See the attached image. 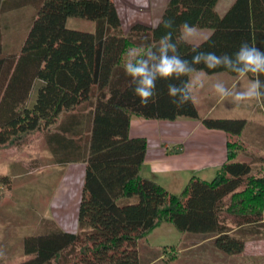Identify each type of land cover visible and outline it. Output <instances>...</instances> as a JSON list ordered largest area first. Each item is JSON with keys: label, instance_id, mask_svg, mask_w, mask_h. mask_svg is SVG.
<instances>
[{"label": "trees", "instance_id": "trees-1", "mask_svg": "<svg viewBox=\"0 0 264 264\" xmlns=\"http://www.w3.org/2000/svg\"><path fill=\"white\" fill-rule=\"evenodd\" d=\"M216 2L168 0L155 26L136 23L123 32L113 0H0V145L21 148L48 133L56 162L85 166L75 232L44 219L36 233L23 236L28 258L16 264H140L138 244L163 220L181 232L213 234L214 246L227 255L243 252L247 234H264V175L253 177L254 161L237 156L245 119L200 117L193 100L177 108L168 85L189 77L157 79L155 102L145 107L124 70L130 51L155 50L168 31L189 61L193 44L217 55H232L243 42L264 51V0H234L223 14ZM69 17L91 20L94 29L70 28ZM164 20L173 27L165 29ZM184 22L211 33L185 43L179 39ZM12 27L17 33L8 31ZM133 115L192 118L223 130L229 134L226 160L211 180L192 175L175 195L141 175L147 142L129 136ZM11 182L0 176L5 189ZM223 212L237 217L235 227Z\"/></svg>", "mask_w": 264, "mask_h": 264}, {"label": "rangeland", "instance_id": "rangeland-1", "mask_svg": "<svg viewBox=\"0 0 264 264\" xmlns=\"http://www.w3.org/2000/svg\"><path fill=\"white\" fill-rule=\"evenodd\" d=\"M27 12L24 14L29 17ZM66 25L84 31L94 29L93 21L76 17H69ZM47 140L48 133H39L21 148L0 145V176L8 171L12 181L8 190L0 184V264H16L28 258L22 251V238L36 233L44 219L50 218L71 232L76 230L81 190L76 166H58ZM239 153L238 159L254 161L253 177L264 175V149H243ZM17 171H24L23 176L13 177ZM186 183L169 192L179 195ZM221 217L231 227L236 226L235 215L223 212ZM213 239V234L181 232L163 220L143 242L165 254L152 264H264V234H247L243 252L235 255L218 250ZM141 264H150L147 257Z\"/></svg>", "mask_w": 264, "mask_h": 264}, {"label": "crops", "instance_id": "crops-1", "mask_svg": "<svg viewBox=\"0 0 264 264\" xmlns=\"http://www.w3.org/2000/svg\"><path fill=\"white\" fill-rule=\"evenodd\" d=\"M233 1L217 0L215 5L217 12L223 14ZM113 2L121 21V28L123 32H127L136 23L155 26L168 0H113ZM4 18L12 19L17 23H21L23 19L18 15H7ZM26 24L27 22L25 27ZM22 27L24 25L20 26L21 29ZM198 30V39L193 43L205 40L211 33L207 28H198ZM8 31L17 33L14 27L9 28ZM201 74L204 75L205 86L196 88L192 94L199 116L244 118L246 125L240 137L243 148L264 149V101H250L237 106L221 100L211 88V84L217 80L223 81L229 87L233 85L244 87L251 77L241 78L225 71L208 74L202 70ZM260 79L264 80V75ZM129 136L144 137L147 142L145 158L140 169L141 175L154 180L168 191L180 189L192 175L202 178L215 175L226 160V142L229 138L227 132L207 128L197 119L186 117H178L174 120L145 119L134 115L130 118ZM56 163L58 166L61 165ZM68 164L76 166L81 188L84 163ZM7 172L2 174L8 175ZM23 174L24 171L22 173L17 171L14 172L13 177ZM138 253L140 264L146 257L152 264L165 255L155 246L145 242L138 244Z\"/></svg>", "mask_w": 264, "mask_h": 264}, {"label": "clouds", "instance_id": "clouds-1", "mask_svg": "<svg viewBox=\"0 0 264 264\" xmlns=\"http://www.w3.org/2000/svg\"><path fill=\"white\" fill-rule=\"evenodd\" d=\"M162 23L165 29L173 27L172 20H164ZM179 34L180 40L191 44L198 39L199 30L184 22L179 26ZM198 48V44H193L196 54L191 61L181 58L172 32L168 31L160 38L155 50L143 54L130 51L124 70L135 85L134 95L139 98L140 104L146 107L150 101L155 102L157 79L180 80L181 77L190 79L180 84L170 83L168 95L177 108L192 101L193 91L205 86L202 70L194 67L198 64H204L208 69L224 68L241 78L251 77L244 87H229L221 80L212 83V90L221 100L237 106L250 101H264V80L260 79L264 75V51L247 42H243L232 55H217L215 52L198 51Z\"/></svg>", "mask_w": 264, "mask_h": 264}]
</instances>
